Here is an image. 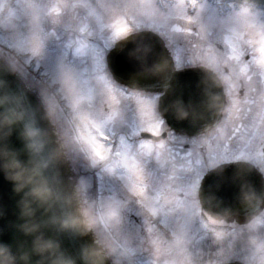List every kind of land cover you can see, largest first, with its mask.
Returning a JSON list of instances; mask_svg holds the SVG:
<instances>
[{"label": "rangeland", "instance_id": "obj_1", "mask_svg": "<svg viewBox=\"0 0 264 264\" xmlns=\"http://www.w3.org/2000/svg\"><path fill=\"white\" fill-rule=\"evenodd\" d=\"M8 1L11 3L10 8L15 7L11 10L5 23L6 28L9 30L4 32L10 31L11 36L0 35V42H4L9 46L7 49L12 54L13 58L16 56L28 57V65L30 67L32 66V59L38 60L36 69L41 67V70L49 75L51 83L59 86L57 91L67 102V107L71 109L75 117V123L79 122L81 124V117L86 116L100 123L103 129L111 128V126L108 125L111 124V121L116 115L115 111L117 105L133 107V105L130 104V100L132 99L131 95L134 93L132 92L131 95H129L124 90L115 91L112 89L109 80L102 75L104 74L105 67L104 62L99 60L103 59L99 56V53L95 58L94 66L90 69V72L96 71L98 75H86L88 72L86 71L84 62L89 60L93 53H96L98 46L96 44H83L84 40L80 35L87 34L93 40H100V38H102L103 42L107 43L108 49L110 44L124 37H116L113 35L112 24L117 19H126L130 27H134V29L143 26L164 33L165 36L170 38L173 44L177 46L180 45L179 51L181 52L177 51L179 57L184 56L185 52L195 56L205 48L207 40H215L209 39L213 30L219 29L216 38L219 39L222 35L227 34L224 29L228 27L231 18L239 16L247 11L228 13L226 16H221L218 14L217 5L206 0H202L201 3H197L196 0H163V7L158 5L156 0H49L47 3H43V1H34L30 3V0H0V12L4 8L3 4ZM146 3L151 4L152 7H142ZM31 11L36 12L38 15V18L32 21L27 20ZM157 11L161 14H167L168 20L160 22L157 19ZM254 14L257 17H264L263 11H258ZM189 19L192 22L191 24L188 23ZM63 21L65 23H63ZM259 26L264 27V25ZM3 27L4 23H0V28L2 29ZM189 28L198 31L199 38L194 34L187 33ZM202 56L203 54H201L200 57L196 56L190 61L184 59L183 62L186 61L187 63L192 62L196 64L197 61H203ZM195 59L197 60L195 61ZM12 65L15 66V63L12 62ZM23 74L22 76H26ZM40 74L42 75L43 72ZM24 78L31 86H34L33 88L39 93L41 99L46 102L47 106L52 108L55 118L60 122L59 124L63 127L64 131L68 132L66 130L68 129L67 126H63V120L53 101L58 99L51 98L47 93L48 91H44V89H46L52 92V86H50L49 83L43 86L38 85L36 83L37 81L35 79L31 80L28 75ZM105 94H107L106 97H104ZM115 94H117L115 96L116 100H114L115 97H113ZM96 97H98V105L102 102V105L104 103L109 106V110L106 112L108 114L101 115L94 112L91 98L95 100ZM142 103V99H140L138 112L136 111L133 116H129V121L133 123L132 127L123 131L136 134L138 133V131H136L137 128L144 127L145 121L142 115L144 105H142ZM152 109L153 122L159 123L160 116L157 114L156 107ZM123 115L126 118V113ZM179 141V138L172 135L169 141H164L165 143L159 144V149L162 152L160 158V164L162 165L160 166L165 164L170 148L173 151L170 160L174 157L177 164L189 163L183 155L182 147L178 144ZM172 142L177 144H173L172 147H170ZM151 145H153V142H151ZM151 150L152 149H149V147H146L142 152L148 153V151L151 152ZM250 156V154H246L237 159H258V157ZM215 157L216 156L211 157L209 163H204L209 164L208 167H210L214 164L216 160ZM145 159L146 166L152 164L154 166L152 155L148 154ZM237 159L231 158V160ZM131 161L132 163H130L125 175L131 182V189L128 183L124 182L125 187L130 190L131 194L135 197L143 196L138 194L140 192L139 185L141 183L148 182V184L151 185L155 183L153 185L154 191L162 186L160 180H164V178L155 177L151 167L147 169L143 168L141 166L142 160L136 158L131 159ZM222 161L223 159L220 158V162ZM83 179L86 181L85 184L88 186L89 195L91 197L90 176L83 177ZM107 190L113 201H116L117 196L120 197L113 186L109 187V189L107 188ZM160 195L159 193L155 194V198ZM115 203H113L112 206L116 215L118 213L116 204L118 203ZM137 240H142V238L135 236L133 239V247Z\"/></svg>", "mask_w": 264, "mask_h": 264}, {"label": "clouds", "instance_id": "obj_2", "mask_svg": "<svg viewBox=\"0 0 264 264\" xmlns=\"http://www.w3.org/2000/svg\"><path fill=\"white\" fill-rule=\"evenodd\" d=\"M142 7L151 8L152 5L146 3ZM157 19L164 22L168 17L157 11ZM138 36L133 31L126 38L134 46L139 45L132 53V63L138 64L143 76L164 82L171 72L166 56L154 54V48L143 39H136ZM128 51L131 49L125 50L124 54ZM215 86L224 87L218 83ZM221 103L219 95H210L207 107L219 110ZM7 104L8 97L0 98V176L12 185L18 197V222L12 243L0 239V264H77V259L70 256L62 245L59 237L63 234L92 236L93 242L84 245L79 253L83 264H107L110 259L113 264H136L130 242L124 240L121 234L124 219L118 213L112 216L114 209L111 202L92 199L83 181L65 187L59 175L61 166L77 158H82L89 167L108 174L107 161H98L93 156L80 141L79 129H74L70 137L66 135L55 122L50 106L51 133L28 119L24 110L6 107ZM174 110L180 120L202 118L195 110L181 104H176ZM17 125L22 126L18 137L22 142L21 148L11 145ZM221 167L214 163L210 170ZM260 171L264 173V166ZM242 196L249 204L256 199V193L247 184L242 186ZM3 215L0 210V218ZM249 226L264 227V215L254 217ZM242 244L251 247L260 256L257 264H264V241L253 237L242 241ZM233 252L234 249H222L218 264H229ZM177 253L178 264H188L181 250L177 249ZM191 264H196V261Z\"/></svg>", "mask_w": 264, "mask_h": 264}, {"label": "flooded vegetation", "instance_id": "obj_3", "mask_svg": "<svg viewBox=\"0 0 264 264\" xmlns=\"http://www.w3.org/2000/svg\"><path fill=\"white\" fill-rule=\"evenodd\" d=\"M34 1H43V3H47L49 0H30V3H33ZM232 3L229 1V4ZM259 11L264 12V10ZM37 18L38 15L36 12L31 11L30 15L27 17V20L32 21ZM93 41L95 42L94 44L98 46L97 52L93 54V57L91 56L92 58L90 57L87 63V60L84 63L86 64V71L89 74H97L96 71L90 72V69L94 66L95 58L98 53L99 56L103 58L99 60L104 62V67L107 66L106 59L109 52V47L107 49V43H104L103 40ZM215 43L216 40H207V44L205 45V48L201 50V52L197 53L195 56L185 52L184 56H180V61L178 63L176 56H178L177 51H179L180 45L177 46L176 44H173L170 38H168L165 42L171 55H173L176 61V66L178 69L185 67L204 66L210 69L224 86L223 93L226 104L222 111L221 120L215 128H212L208 132L203 133L198 137L182 136L175 133L171 128H169L167 123L162 120L163 125L159 129L160 133H165V141H169L172 135L180 139L178 144L181 145L183 155L189 162L188 164H177L174 157L172 158V162V160H170V156L173 152L171 148L169 150V155L165 164L160 166L162 165L160 164V160L158 164H155L157 155L155 146L153 145V147H149V149L152 150L151 152L148 151V153H143L140 149L141 143L150 145V142L146 143L148 141L141 140V129L143 128H137L136 131H138V133L136 134L123 131L132 127L133 123L132 121H129V116H133L136 111L138 112V106L140 103L138 96L135 95L137 93L133 92L134 94L131 95L130 91L128 94L132 96L130 104L133 105V107L117 105L115 111L116 115L111 121V124L108 125L111 126V128L104 129V131L107 134V138H109V140L112 142L111 145L108 146L120 149L122 142L124 144L133 143L135 152L131 153L130 155L125 154V156L122 157H117L115 152H113L111 158L107 161L108 174H104L98 168L89 167L87 162L82 158H77L71 162L74 171L80 177L77 178L79 181H84V183H86V181L83 179V177L90 176L89 183L91 184L95 181V179L98 178V173L100 172V176H103L100 178V183L104 185L102 199L109 200L112 205L116 201H113L109 196L107 188L113 186L117 190V193L120 195V197L116 195V199L125 202V207L123 210L116 208L118 214L124 219V223L121 228L122 237L124 240L130 241V246L135 248L137 259L144 263L178 264L179 255L177 253V249L181 250L184 259L188 262V264H191L193 260L196 261V264H218V259L220 258L219 254L222 249H234L229 262L240 261L245 264H257L260 258L254 249L244 246L242 241H246L253 237L264 241V227L256 228L255 226H252L250 228V223L243 226H239L235 223L229 224V226L232 228L233 235L231 238L228 237L226 243H224L226 244L225 248L220 247L219 238L216 236V232L207 228L203 222V215L208 216L211 220H213V222H219L213 218L211 214L204 211L199 193L203 184L202 180L205 174L210 170V167H208L209 164H205L204 162H210L208 152L211 149H214L216 146V141L214 139L222 140L225 138L223 129L225 127V120L228 115V110L231 106V100L228 95L230 81L225 79L226 74L222 71L223 64L226 62V55L217 56L216 54L218 49L223 47V40H218V42L216 44ZM201 54H203V61H197L196 64L192 62L187 63L186 61L183 62L184 59H188V61H190L196 56L200 57ZM196 60L197 59H195V61ZM102 75L104 76L106 74ZM111 87L115 91L116 89H120L113 85H111ZM116 95L117 94H115L113 97ZM106 96L107 94L104 95V97ZM231 99H236L242 102L244 96L241 93L235 97H232ZM114 100H116V97ZM153 100L154 96L151 95H148V97L142 100L144 103L143 105H149L152 112V108H155V100ZM91 104L94 112L97 114H108L106 112L109 110V106L104 103L103 106L102 102H100L98 105V97H96L95 100L94 98H91ZM124 113H126V118L123 115ZM241 123H244V121L234 118L230 126H239ZM73 130L74 127L70 129L69 137L71 136ZM237 135H239V133H237ZM173 144L177 143L172 142L170 147H172ZM229 147H231V143L229 144ZM255 149V152L249 154L251 155L250 157H258V161L255 162L258 163L257 168L260 169L262 166H264V148H262L259 143H256ZM137 153H139L138 157ZM148 154L152 155L154 166L153 164L146 166L145 158L148 156ZM133 158L142 160L141 166L143 168L147 169L148 167H151L153 169L152 173H154V176L157 178L162 177L164 180H160L162 186L155 189V191L153 190V185L155 183H153V185L148 184V182L141 183L139 185V191H142L143 196L135 197L132 194L131 198H127L122 192H120V187L114 183L110 177L111 173H117L115 167L123 169V173L120 174L121 178L125 176L130 163H132L131 159ZM198 158L202 159L201 163H197ZM215 158L216 160L214 163L216 164L232 161L229 157L216 156ZM220 158L223 159L222 162H220ZM125 160L127 161L126 164ZM245 161L251 162L252 160ZM124 182L128 183L131 189V182L121 181L119 182V185H125ZM157 193L161 194V196L155 198V194ZM144 212L148 213L150 219H147ZM113 213H115V211ZM262 215H264V208L262 212L256 217H260ZM167 234L171 235V239L167 237ZM135 236L142 238V240H137L133 247V239ZM153 241H155V243H153Z\"/></svg>", "mask_w": 264, "mask_h": 264}, {"label": "water", "instance_id": "obj_4", "mask_svg": "<svg viewBox=\"0 0 264 264\" xmlns=\"http://www.w3.org/2000/svg\"><path fill=\"white\" fill-rule=\"evenodd\" d=\"M236 1H248L264 8V0ZM138 35L136 39H143L146 44L152 46L154 54L166 56L171 67L169 76L164 82L156 78L143 76L138 64L132 63L134 59L132 53L137 51L139 45L134 46L131 42H127L125 38L117 43L108 58L114 78L133 89L163 93L160 99L161 104L159 102V110L167 118L172 128L178 132L188 135H198L201 131H205L215 125L220 118L223 101L219 110H209L207 105L210 95H219L222 100L221 87L215 86L217 83L220 84L217 78L204 68L175 71L174 63L169 53L164 47L163 42L156 35L150 32L138 33ZM127 49H131V51L124 54ZM3 97H8L6 107L24 110L28 119L34 120L46 132L51 133L53 131V121L49 119L47 110L42 106L36 94L23 83L20 76L14 70L0 59V98ZM176 104H181L187 109L195 110V112L202 115V118L195 120L192 118L186 120L178 119L174 110ZM21 127V125H17L13 130L11 145L15 148L22 147V142L18 138ZM244 168L251 170V177L250 175H246L245 177L242 175ZM253 173L251 167L244 166L241 163L222 166L210 173L206 181L207 183H214V192L219 199L218 201L223 196V193L220 191L224 190V188L228 189L230 187L241 190L224 194L229 195L228 197L231 199L240 200V203L213 204L211 206L214 211L221 213V217L229 216L234 212L240 217H245L247 214L252 216L259 211L264 203L262 199L264 197L263 184ZM59 175L65 187L75 183L72 179L69 164L61 166ZM245 184L256 193V199L250 204L245 202L242 196V186ZM17 199L18 197L12 190V185L0 176V210L4 213L3 218H0V232H2L0 239L8 243L13 242L14 229L18 222ZM49 234L51 235V233ZM59 238L67 253L77 259V264H83L79 258V253L84 245L93 242L92 236L80 237L73 234H63ZM107 264L112 263L108 260Z\"/></svg>", "mask_w": 264, "mask_h": 264}, {"label": "snow or ice", "instance_id": "obj_5", "mask_svg": "<svg viewBox=\"0 0 264 264\" xmlns=\"http://www.w3.org/2000/svg\"><path fill=\"white\" fill-rule=\"evenodd\" d=\"M163 7V0H159ZM191 24V20H188ZM264 17H257L252 9L239 16H234L224 29L227 33L216 39L219 29L213 30L209 39L223 40V47L216 52L217 56L226 55V62L222 71L229 80L228 95L231 106L225 120L223 132L224 139H214L216 146L208 152V157L223 156L237 159L243 155L255 152V144L259 143L264 148ZM113 35L126 36L131 27L126 19H117L113 24ZM179 31V30H178ZM187 33L199 38V32L189 28ZM215 43V44H216ZM226 49V51H225ZM179 63L180 57L176 56ZM243 94V101L231 99ZM145 125L141 132H148L159 136V129L163 122L154 123L151 107L147 104L142 109ZM244 121L239 126H230L233 119ZM239 133V135H237ZM79 139L90 150L98 161H108L112 153L117 157L130 155L135 152L134 144L121 143L120 149L109 147L105 144L107 134L100 123L86 116L81 117ZM231 143V147L229 144ZM151 145L141 143V151ZM139 153H137V157ZM202 159H197L201 163ZM127 161L125 160V164ZM138 194L142 195V191ZM115 216V213H112Z\"/></svg>", "mask_w": 264, "mask_h": 264}]
</instances>
